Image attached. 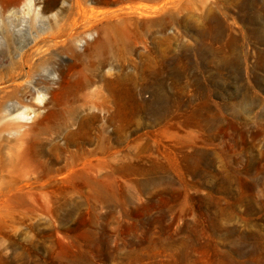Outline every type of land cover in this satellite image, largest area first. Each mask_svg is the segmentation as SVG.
I'll return each instance as SVG.
<instances>
[{
	"label": "rangeland",
	"instance_id": "1",
	"mask_svg": "<svg viewBox=\"0 0 264 264\" xmlns=\"http://www.w3.org/2000/svg\"><path fill=\"white\" fill-rule=\"evenodd\" d=\"M39 1L0 15V264H264V0Z\"/></svg>",
	"mask_w": 264,
	"mask_h": 264
},
{
	"label": "bare ground",
	"instance_id": "2",
	"mask_svg": "<svg viewBox=\"0 0 264 264\" xmlns=\"http://www.w3.org/2000/svg\"><path fill=\"white\" fill-rule=\"evenodd\" d=\"M34 4L39 5V4H41V1H39V0H11L8 2H1L0 1V15L4 16L7 13H12V12H13V14L14 13L18 14L20 12L26 13L27 11L30 10V8ZM78 7H79V11L77 12V22H81V20H83L84 22L87 23V26L90 29H94L95 25H98L105 20H109L114 16V13H112L110 15H98L94 8H92L90 6H83V5H81V3H79ZM158 10H159V7H155V6L154 7L139 6V7L131 8L129 11L133 12L134 14H137L138 16H148V15L152 16ZM88 34H89V39L93 40L95 33L90 32ZM60 43H61V41L59 40V41H56L54 43V45L45 44V45L41 46L37 52H39V54L42 55V54H45L46 52H51L52 49H56V48L59 49ZM98 44H99V41L96 42V45H98ZM42 103H43V101H42ZM28 110H29L28 107H26V109L24 111L16 114L15 118H12L11 121L13 123H16L15 125H19V123H20L19 120H21V121L23 119L25 120V118H27V116L30 115V113H27Z\"/></svg>",
	"mask_w": 264,
	"mask_h": 264
}]
</instances>
